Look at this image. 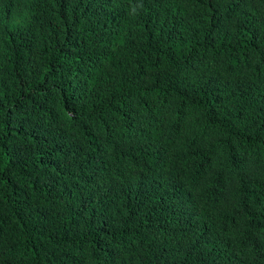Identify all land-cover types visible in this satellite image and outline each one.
<instances>
[{"label": "trees", "instance_id": "obj_1", "mask_svg": "<svg viewBox=\"0 0 264 264\" xmlns=\"http://www.w3.org/2000/svg\"><path fill=\"white\" fill-rule=\"evenodd\" d=\"M0 264H264V0H0Z\"/></svg>", "mask_w": 264, "mask_h": 264}]
</instances>
